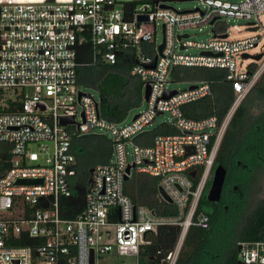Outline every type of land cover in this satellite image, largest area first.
<instances>
[{
  "label": "built area",
  "instance_id": "built-area-1",
  "mask_svg": "<svg viewBox=\"0 0 264 264\" xmlns=\"http://www.w3.org/2000/svg\"><path fill=\"white\" fill-rule=\"evenodd\" d=\"M174 1L187 0H0V264H91L92 251L94 264H106L103 257L115 250L135 255L127 264H141L140 248L151 235L161 226L179 225L167 256L168 264H176L190 227H210L208 214L198 212L200 201L228 126L264 73V33L230 39L226 20H243L253 32L264 29V0H195L199 5L188 9H176ZM206 25L213 31L208 40L182 33ZM87 43L110 64L133 56L132 74L144 90L150 86L147 107L137 118L107 120L100 99L78 85V51ZM252 49H258L252 55L263 56L239 71L237 58L244 60ZM179 66L227 71L235 99L223 120L185 115V105L212 96L214 89L206 81L170 88ZM172 90L177 93L167 97ZM159 112L172 115L178 132L142 144L139 137ZM62 117L75 123L61 124ZM95 130L111 138L113 158L95 166L83 210L67 218L62 202L72 196L76 175L72 135ZM189 147L193 152L186 155ZM130 164L132 175L158 178L175 215H158L125 192ZM20 178L42 182L17 184ZM239 245V264H264V237Z\"/></svg>",
  "mask_w": 264,
  "mask_h": 264
},
{
  "label": "trees",
  "instance_id": "trees-1",
  "mask_svg": "<svg viewBox=\"0 0 264 264\" xmlns=\"http://www.w3.org/2000/svg\"><path fill=\"white\" fill-rule=\"evenodd\" d=\"M78 62L77 83L99 94L101 115L107 120L122 123L133 109L144 103V83L131 72L135 59L130 54L121 55L116 64H110L100 56L95 57L94 47L87 43L79 48ZM226 75L227 71L221 68H174L175 80L190 83L206 81L214 89L212 96L185 105V115L191 118L217 115L223 120L235 99ZM177 132L173 124L162 122L155 128L146 130L139 137V141L142 144H152L157 135ZM72 151L76 156V175L71 181L73 194L62 202L63 215L67 218H75L83 210L91 176L90 169L111 161L113 143L105 134L76 133L72 135ZM249 158L252 160V169L264 167V73L236 110L218 151L216 165L222 163L227 169H234V175L241 176L236 182L245 189L249 182L242 175L245 172L236 161L240 160L243 164ZM210 182L198 208V212L204 211L208 214L210 227H190L176 264H239V242L255 241L264 237V201L259 200L256 208L248 214L249 217L238 226L235 236L225 240L227 243L224 247L218 244V229L228 214L214 208L218 203L208 201L206 194ZM125 192L136 204L147 205L158 215L173 216L177 213L175 205L161 196L157 177L135 172L125 182ZM233 206L236 203L231 204V209ZM180 233L179 225L161 226L157 233L151 235V242L141 246L140 263L168 264L167 256L174 249Z\"/></svg>",
  "mask_w": 264,
  "mask_h": 264
},
{
  "label": "rangeland",
  "instance_id": "rangeland-1",
  "mask_svg": "<svg viewBox=\"0 0 264 264\" xmlns=\"http://www.w3.org/2000/svg\"><path fill=\"white\" fill-rule=\"evenodd\" d=\"M234 2H239L241 0H232ZM172 6H174L176 9H188V8H194L199 5L198 1L195 0H187V1H174L171 3ZM227 24L229 25V33H230V39H239V38H246L250 37L255 34H263L264 29H260L257 32H253L251 30H248L246 26V22L243 20L238 19H227ZM182 33H189L191 35V39L194 41H204L208 40L212 35V27L210 25L204 26L201 30L199 28L196 29H188L182 31ZM158 40H162V26L159 27V34H158ZM187 52L190 53H198V50L196 48H190ZM258 52V49H252L249 51L250 54H254ZM253 60L250 58H245L244 60L241 57L237 58V69L239 71H246L249 66L252 64ZM171 80V77L169 78ZM260 80V79H259ZM190 82L188 81H175L171 82L169 84V87L172 89H186L190 86ZM82 89L86 92L92 93L97 99L100 98L99 94L91 89H88L86 87H82ZM147 107V103L144 102L140 107L133 109L128 118L126 119V122H129L133 119V117L142 112ZM172 115L169 112H166L164 114H161L156 117L155 121L152 122L151 125H148L146 127V130H151L155 128L157 125H159L162 122H167L172 124ZM95 133H102L101 130H95ZM129 150V159L132 160V151L133 147L129 144L128 146ZM253 180L250 183V188L246 192L245 196H242L237 199L236 207H233V209L230 211L229 215L226 216L225 221L222 222L220 228L218 229V237L217 241L218 244L224 247L226 245V241L228 238L235 236L236 229L238 226L244 222V219H247L248 214L253 211L257 204H259V200H261L264 196V167H259L256 172L253 173ZM226 240V241H225ZM103 261L106 264L111 263H129L131 261L135 260V255H123L120 253L119 250L113 251L111 254L106 255L103 257Z\"/></svg>",
  "mask_w": 264,
  "mask_h": 264
},
{
  "label": "water",
  "instance_id": "water-1",
  "mask_svg": "<svg viewBox=\"0 0 264 264\" xmlns=\"http://www.w3.org/2000/svg\"><path fill=\"white\" fill-rule=\"evenodd\" d=\"M140 20H146L148 21V17H140ZM214 22V21H213ZM212 22V23H213ZM257 28H253V30H256ZM181 36V35H180ZM185 36H187L185 34ZM224 37H226V35H224ZM165 46V43H162L160 45V52L163 51V48ZM183 48V47H182ZM245 58H251V59H256V60H260L261 57L263 56V54H258V55H252L249 53H246L243 55ZM194 86H191V88H193ZM177 93V90H172L167 94V97H170L174 94ZM82 94V93H81ZM89 94V93H87ZM149 94H150V86L149 84H147L145 86V90H144V97L145 99L149 98ZM158 114H161L160 112ZM138 114H136L134 116V118H137ZM75 123V119L73 117H62L61 118V124L64 125H70V124H74ZM193 152V148L189 147L188 148V152L186 155H190ZM135 166V164H130L127 167V173L125 175V180L128 181L131 177H132V168ZM95 171V167H92L90 169V179L89 182L92 181V174ZM196 173V171H192L191 174L194 176ZM226 176H227V168L222 164L219 163L216 165V167L214 168L213 174H212V181H211V185L210 188L208 190L207 193V199L210 202H219L221 200L222 197V192H223V187H224V183L226 180ZM38 182H42V180L40 179H33V178H20L17 180V184H35ZM159 192L161 194V196L168 202L173 203L172 198L165 192V190L163 189L162 186H159ZM241 246H238V249H240ZM91 264H94V252L92 251L91 254Z\"/></svg>",
  "mask_w": 264,
  "mask_h": 264
},
{
  "label": "flooded vegetation",
  "instance_id": "flooded-vegetation-1",
  "mask_svg": "<svg viewBox=\"0 0 264 264\" xmlns=\"http://www.w3.org/2000/svg\"><path fill=\"white\" fill-rule=\"evenodd\" d=\"M250 161H252V160H250V158L247 162H245L243 164L241 163L240 160L236 161L238 165H241L240 169H242L245 172V174H242V175L244 176L246 181L249 182L247 187L244 189V187H242L241 185L238 184V182H236L239 178H241V176L236 175V174L234 175V173H233L234 169H227V176H226V180H225L224 187H223L222 197H221V200L219 202H213V203H218V206H216L214 208L220 209V212H223V213H226L229 215L230 211L232 210L231 204L237 203L236 201L238 198L245 196L246 192L249 190V188L251 186L250 183L253 180L252 179L253 173L256 172V170H257V168L252 169V167H250ZM215 167H216V165H215ZM209 181H212V178H210ZM210 185H211V182H210ZM209 188H210V186H209ZM209 188H208V190H209ZM232 201H234V202H232ZM261 201H264V196L261 199ZM176 263H177V261H176Z\"/></svg>",
  "mask_w": 264,
  "mask_h": 264
}]
</instances>
